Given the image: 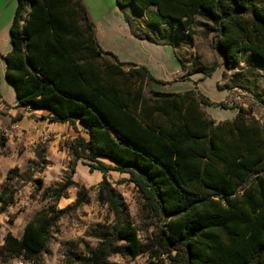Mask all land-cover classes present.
<instances>
[{"label":"trees","instance_id":"obj_1","mask_svg":"<svg viewBox=\"0 0 264 264\" xmlns=\"http://www.w3.org/2000/svg\"><path fill=\"white\" fill-rule=\"evenodd\" d=\"M116 2L124 12L156 21L157 28L176 25L191 36L204 16L219 35L217 47L228 66L239 65L244 54L264 61V0ZM132 28L142 39L176 47L169 33L155 37ZM10 35L6 79L19 104L49 111L52 122L85 127L89 137L76 138L72 154L104 175L98 201L114 213L115 225L85 264H118L108 260L121 241L134 257L147 252L109 181L112 171L129 175L121 183L135 186L157 221L153 258L168 255L169 264H264V126L256 117L242 107L234 120L217 123L200 93L153 90L147 67L122 63L102 49L83 0H17ZM184 71L189 78L191 72ZM205 73L212 76L214 68ZM6 143L0 133V150ZM70 187L79 189L77 205L89 200L83 184L69 181L55 202ZM6 195H0L2 212L13 202ZM64 213L50 205L27 224L22 239L8 233L0 264H43Z\"/></svg>","mask_w":264,"mask_h":264},{"label":"rangeland","instance_id":"obj_2","mask_svg":"<svg viewBox=\"0 0 264 264\" xmlns=\"http://www.w3.org/2000/svg\"><path fill=\"white\" fill-rule=\"evenodd\" d=\"M87 2L85 5L96 25L98 39L103 42V46L110 48V51L106 52L114 54L119 60H125L120 61L122 63L147 67L155 79L151 83L153 90L168 93L194 90L210 101L211 104L206 106L205 110L217 123L234 120L243 107L264 126V61L251 54H244L239 65L228 66L217 47L219 35L211 30L213 24L206 17L200 16L195 21L191 36L176 25L165 24L157 28L156 21L148 20L138 12L122 13L124 18L129 15L132 25L140 34L155 37H160L156 33L160 34L162 31L171 34L175 37L176 47H173L170 44L158 45L149 40L133 38L129 23L126 25L128 32H125L124 26V29L120 28L119 21L114 16L97 23L101 2L107 12L111 5L115 4L117 7L116 0ZM147 26L152 28L148 29ZM212 68L213 75L206 76L205 72ZM185 69L191 72L190 77L186 79L182 75ZM84 131L82 126L81 130H78L81 134H84ZM71 142H67L68 148ZM69 155L71 161L59 181L46 182L39 176V170L46 166L40 162L31 163L23 173L16 169L10 179L0 182L1 193L7 192L5 200L13 201L10 205L20 204L21 210L30 207L31 215L54 204L58 210L65 211L53 227L49 250L43 256V264H85V260L90 258L92 252L103 242L105 233L111 232L115 225L114 213L98 201V181L79 182L89 190V200L82 205L76 204L79 195V189L76 187H70L63 194L73 195L71 198L75 196L72 204L61 209L58 201L55 202L62 185L69 181L77 182L75 170L77 164L82 161H76L71 151ZM104 161L111 164L109 160ZM95 172L91 171L92 175L96 174ZM128 177L129 175L112 171L109 181L121 195L125 217L136 227L147 252L134 257L128 253L126 243L121 241L113 246L114 253L108 261L118 264H169L168 255L152 257L151 253L155 248H152L151 239L157 231V221L153 220L151 213L144 208L135 186L121 183ZM9 206L5 211H8ZM8 217L12 221L14 215L9 213Z\"/></svg>","mask_w":264,"mask_h":264},{"label":"crops","instance_id":"obj_3","mask_svg":"<svg viewBox=\"0 0 264 264\" xmlns=\"http://www.w3.org/2000/svg\"><path fill=\"white\" fill-rule=\"evenodd\" d=\"M83 1L88 3L87 0ZM103 4L102 2L100 4L101 9L97 14V23L114 16L119 21L120 28L124 26V31L128 32L126 25L129 23L132 37L145 41L134 34L129 15L127 14L128 18H124L122 15L124 11L118 5L117 7L115 4L111 5L110 10L106 12L105 8L103 9ZM16 9L17 0H0V133L4 134L7 139L6 147L0 150V182L8 179L10 171L18 169L20 173H23L31 163L39 164L40 162L46 166L43 170H39V176H42L46 182L59 181L71 161L69 154L70 151L72 152L73 142L79 136L86 138L89 136L87 129L80 123L71 125L70 123L52 122L46 118L49 111L35 110L32 107L19 104L14 86L6 79L7 64L5 61V57L13 48L10 29ZM98 41L104 51H110V48L103 46L101 40L98 39ZM120 61L125 60L120 58ZM185 74L184 71L182 75ZM81 126L85 130V135L78 132L81 130ZM69 141L72 142L68 148L67 142ZM92 173L90 167L82 162L77 164L75 178L77 182L87 180L101 183L103 181L102 172L96 171L94 175ZM0 195H2L1 191ZM71 196L73 195H64L60 198L58 206L63 209L72 204L75 196L74 198ZM1 208L2 204L0 203V248L3 247L8 233L22 239L27 224L37 214L31 215L30 207L21 210V205L17 203L10 205L8 211L3 213ZM9 213L14 215L12 221L9 220ZM9 264H18V260Z\"/></svg>","mask_w":264,"mask_h":264},{"label":"built area","instance_id":"obj_4","mask_svg":"<svg viewBox=\"0 0 264 264\" xmlns=\"http://www.w3.org/2000/svg\"><path fill=\"white\" fill-rule=\"evenodd\" d=\"M18 264H33L32 262L24 261V260H18Z\"/></svg>","mask_w":264,"mask_h":264}]
</instances>
